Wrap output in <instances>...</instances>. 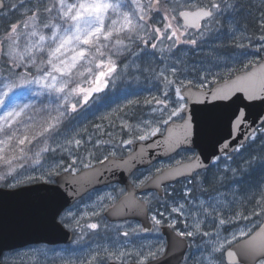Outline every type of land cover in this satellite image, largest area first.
Masks as SVG:
<instances>
[{
	"label": "snow or ice",
	"instance_id": "6c2138e0",
	"mask_svg": "<svg viewBox=\"0 0 264 264\" xmlns=\"http://www.w3.org/2000/svg\"><path fill=\"white\" fill-rule=\"evenodd\" d=\"M6 2L7 0H0V10H4V16L0 19L7 18L13 9L23 7V3L19 5L10 3L6 9ZM28 3L31 7L25 9L24 18L10 24L7 30L0 34V76L8 81L7 83L0 81L3 83V90L0 91V108L3 109L0 113V168L4 169L0 172V181L12 177L15 183L9 184V187H15L23 182L17 177L22 170H26L24 166L31 160V170L35 171L34 166H39L42 175L27 176L26 180L30 182L39 179L56 185L50 190L54 199L67 193L75 200L83 190L82 185L98 182L97 178L103 175L104 171L118 168H128L131 171L134 167L132 161L146 155V147L163 148L166 153H174L178 149L190 150L187 146L193 143V123L202 129L210 130L218 119V110L228 106L217 103L218 101L235 104L228 119L230 127L234 126L237 132L248 120V109L253 106L251 102L260 101L264 104V63L247 59L248 53L245 51L249 47H255L257 54L264 52V0H28ZM157 17L161 19L158 20ZM152 20H156L157 23L161 20L163 22L162 28L151 27L154 38L166 37L172 41L170 47L160 49L162 57L165 51L173 53L177 45L187 44L194 53L200 51L199 61L189 68L184 59L187 53H181L179 58L166 64L158 74L150 67L135 66L138 72H151L165 89H172L174 92V100H169V92L164 91L163 99L151 97L143 101L144 104L157 105L152 108V112H158L159 118L129 123L120 114L127 115L129 109L140 103L137 99H129L126 104L118 105L99 119L108 120L111 126H115L113 117L120 119L121 130H126L132 137L121 140L122 145L147 141L157 133L163 138L150 145L142 144L139 151L129 155L127 159H115V151L104 155L103 159L97 157L95 151L87 149L86 157L74 155L87 143H92L93 148H100L112 142L99 138L93 141L92 135H88L85 140L84 134L88 132L86 127H68L65 122H70L72 114L82 111L94 94L104 92L110 82L115 87L116 81L122 79L128 69L134 66L133 62L125 64L121 69L117 64L119 56L125 52H129L137 59L145 54L155 55V52L145 53V48L149 46L152 49L157 48L155 43L149 45V39L153 37L146 39L140 35ZM249 20L259 33L255 36L259 42L256 45L252 44L250 38ZM222 21H227V24ZM190 31L195 32L194 38L185 39ZM244 40L248 43H243ZM133 45L144 47L135 52L132 51ZM205 46L209 49L207 52L203 50ZM229 47L232 49L230 53L219 54ZM237 64L241 65L238 73L235 67ZM220 68L224 70L218 71ZM20 69L23 71H18ZM133 79L139 82L138 77ZM16 80L19 84L15 83ZM22 85L39 86L33 96L29 97L28 103H18L19 97L15 94L9 96L14 88ZM44 93H47L48 97H55L59 102L54 106L50 103L36 110L31 100ZM73 100L76 102L73 103ZM236 100H241V104H236ZM197 104L202 107L190 109V106ZM30 111L32 115H29ZM39 112H43L44 115L39 116ZM257 118L264 124V116ZM176 119L182 120V123L177 125ZM93 127L96 133L103 132L102 124ZM165 132L167 135H164ZM258 134L264 137V126L251 129L244 136V141H255ZM229 135L231 136V132ZM61 137L62 141L59 139ZM34 142L40 146L38 150L31 152L29 146ZM245 147L246 144L241 142L233 151L240 153ZM228 148L229 144L224 143L221 151L226 154ZM58 151L67 153L69 160L66 162L62 157L49 163L47 154L54 157ZM226 158L230 157L226 155ZM85 159L95 160L101 168H95L90 162L85 163ZM219 159L220 156L213 154V163ZM42 160L48 165L46 169L41 163ZM78 164L89 171L78 176L77 173L81 171L77 167ZM257 165L264 168V157H252L247 161V169L244 171L250 174L249 170H253ZM201 169L206 171L207 166L199 156L183 157L175 161L174 165L156 168L155 178L147 175L133 183L140 188L149 182L159 187L161 181L177 177H184L189 185L192 181L203 183L208 177L198 179V170ZM225 171H231L234 176L237 174L236 169L226 168ZM56 177H60L63 183L57 181ZM213 179L222 183L224 177ZM61 187L64 188V192L59 191ZM258 189V193H253L252 197L258 210L254 209L249 215L237 211L235 215L225 218L217 212L219 201L209 203L207 206L205 201H200L201 210L208 216H215L218 224L216 239L208 241L211 246L210 252L197 264H204L205 261L206 264H224L222 257L225 255L229 258L230 264H264V225H259V231L255 233L252 228L247 230L240 228L228 236L220 235V226L264 215V180H261ZM192 191L191 186H186L184 198L187 199ZM113 199L111 194L98 197L91 206L93 211L90 215L99 216L100 211L108 210L105 201ZM150 204V200L141 202L135 197H129L122 201L118 210L113 207L112 211L120 214L125 208L129 211L143 210L145 205ZM73 207L64 209L62 214L57 210L56 215L60 216V224L68 227L69 224L66 222L74 221L81 233L86 227L96 235L101 225L89 223L81 226L80 219L89 213L84 212L80 215L72 210ZM184 207V204L172 206L171 212L183 215ZM97 208L99 211L95 210ZM158 216L160 218H157ZM151 220L152 229L137 226L131 232L118 233L110 242L97 243L83 253L78 254L73 250L71 255L74 258L69 259L66 264H77V261L78 264H107L108 261L119 264L130 262L147 264L149 260H157L165 254L163 244L143 251L129 249L122 246L119 241L120 235L127 238L137 231H159V226L164 222L163 213L152 215ZM175 225L176 221L170 220L167 226L175 228ZM192 227V231H176V235L182 238L181 242L184 238L201 233L200 221ZM202 234L211 235L208 232ZM239 238L244 239H240L233 248V244ZM73 243H79V240ZM214 253L219 254L220 258H213ZM2 255L0 252V256ZM188 259L189 257H185V262Z\"/></svg>",
	"mask_w": 264,
	"mask_h": 264
},
{
	"label": "rangeland",
	"instance_id": "374dc122",
	"mask_svg": "<svg viewBox=\"0 0 264 264\" xmlns=\"http://www.w3.org/2000/svg\"><path fill=\"white\" fill-rule=\"evenodd\" d=\"M162 15L163 13H161V17ZM1 16H3V14H1L0 17ZM222 22L225 23V25L227 24V21ZM148 23L151 24L152 22L149 21ZM155 23L156 24H154L153 26L162 28V20L160 23ZM146 28L144 31L140 32V34H145L148 31V28ZM249 33L250 38L252 40V44L256 45L257 43H259L255 39V36L259 33L256 32L255 25L251 22V20H249ZM194 36L195 32L190 31L184 38L191 39L194 38ZM214 42L215 41H212V43ZM242 42L248 43L247 40H244ZM152 43H155L157 45V48L152 49L149 46L145 48V53L155 52L154 56L145 54L142 55L140 59H137L136 57L131 58L127 64H132L134 62V66L128 69L127 73L124 74V77L122 79L116 81L115 87H113L110 82L109 87L105 89L104 92L94 94L90 103L85 106L82 111H78L77 113L72 114V117H70V122H65L68 127H86L88 129V132L84 134L85 140L87 139L88 135H92L93 141L97 138L101 140L112 141L110 144H104L100 148H93L92 143H87L85 147L79 149V151L77 153H74V155H78L82 158L86 157L87 151L85 149L95 151L96 156L100 159H103L104 155H108L112 151L116 152V156H121L128 153L131 150L132 145H122L120 142L121 140H127L132 137L127 134L126 130H121L120 119L113 117L115 126H111L108 120L102 121L99 119V117L111 112V110L115 109L118 105L126 104L127 100L129 99H137L140 101L138 105L134 106V108L129 109L127 115L123 113H121L120 115H123V118L128 120L129 123L132 124L138 123L140 120L157 119L160 117V114L158 112H152V108L157 107V105L144 104L143 101L145 99H150L151 97L163 99L164 91L169 92V100L175 99L174 92L172 91V89H165L161 81L158 80L151 72L136 71L135 66H139V68L150 67L151 69H155V72L158 74L159 71L164 68L166 64H170L172 60L179 58L181 53H187V55L184 57L185 63L189 68H191L194 63H197L199 61L201 53L199 50L194 53L190 50L189 45L182 44L177 45L176 48L173 49L174 55L173 53H168L167 51H165L162 57L160 49H167L171 46L172 41H169L166 37H161L160 39H156L153 37L149 40V45ZM203 50L204 52H207L209 49L205 46ZM231 51L232 49L229 47L222 50L219 54L225 55L226 53H230ZM245 51H247L248 53L247 59H254L257 61V63L260 60L264 59V52L257 54L255 51V47H249L245 49ZM119 66L121 69L123 68L122 65ZM235 67L238 73L241 68V65L237 64ZM217 70L223 71L224 69L220 68ZM134 77L139 78L138 83L136 80L133 79ZM189 78H191V75H189ZM0 81H3V83L8 82L7 80H4V77L2 76H0ZM3 83H0V91L3 90ZM15 83L19 84V81H15ZM38 88V85H32L31 87L22 85L20 87L14 88L12 92L9 93V96H13L15 94L19 97V99L17 100L18 103H28L29 97L33 96V94L37 91ZM97 97H99V99H97ZM58 102L59 101H57L55 97H48L47 93H44L43 95H40L39 97H36L31 100V103L35 105L36 110H39L45 105H49L50 103L54 106L55 103ZM72 102L75 103L76 100H73ZM2 112L3 109L0 108V113ZM32 114V111H30L29 115ZM42 115H44V113L39 112V116ZM96 124H102V133H96L93 127ZM161 127L163 128L164 126ZM59 139L62 141L63 138L61 137ZM263 139L264 137H261L258 134L256 140H249L246 143V147L242 149L240 153L233 152L232 154L219 155L220 159L218 161H215V163H213L208 170L199 172L198 179L204 176L208 177V179L203 183L192 181V184L189 185L188 180L183 178L176 181L175 183L164 186L165 194L162 197L155 191H146L141 193L140 197L142 199L151 201L152 209L156 214L163 213L164 220H167L168 222L170 220L176 221V230L192 231V226L197 221L201 222V233L196 234L193 237L187 238L190 244L185 257H189V259L187 262H185L184 259L182 264H197L198 261H202L203 258L207 256L211 250V246L208 244V241L216 239L218 221L215 216H208L201 210V200L206 202L205 206H207V204L209 203L219 201L220 203L217 206V212L223 215L225 218L235 215L237 211H242L245 215H249L250 212L254 209L258 210L256 209L255 199H252V197L253 193H258V185L260 184L261 180H264V168H260L257 165L254 167L253 170H249L250 174H247L244 170L247 169V161H249L252 157H264V150L261 151V145L258 144V142H263ZM251 143L254 144L252 145ZM39 146L40 145H36L34 142V144L29 147L31 149V152H34L38 150ZM195 155L196 152L192 149L188 151L182 150L169 158L160 160L148 167L139 169L133 176V179L134 181H137L139 179H143L144 176L147 175L153 176L155 174L156 168L174 165L175 161L181 160L183 157H194ZM226 155L230 158H226ZM47 156L49 163H51L53 159L58 161L62 157L65 159L66 162L69 160L67 153H61L59 151L55 154L54 157L51 154H47ZM84 162L96 164L95 160L88 161L87 159H85ZM41 163L44 164L45 169L48 167V165L45 164L43 160L41 161ZM242 164L243 168L238 167V165ZM30 166L31 160H29L28 163L25 164L24 168L26 170H22L21 174L17 177V179L23 182L17 184L15 187L41 181L39 179H35L30 182L26 180L27 176L40 177L42 175V171L40 170L39 166H34L36 168L35 171L31 170ZM77 167L82 169L79 164L77 165ZM226 168L236 169L237 174L234 176L231 171L226 172ZM2 171H4V169L0 168V172ZM219 176L224 177L222 183H218L213 179V177ZM5 181H8V184H6L5 186L15 183L12 177H7ZM236 181H240V183H236ZM2 182L3 181H0V185L2 184ZM186 186H191L193 188L192 193L187 197V199H185L183 196V192ZM121 190V186L115 184L111 186L107 192L103 193V195L111 194L114 197L112 201L106 200L105 205L116 201L118 195L123 192ZM166 193L168 194L167 196ZM178 204L185 205L184 209L182 210L183 215H181L180 213L171 212V207ZM157 218L160 217L158 216ZM263 219L264 215L252 216L249 220H237L234 221L232 224L220 226V235L222 237L228 236L230 233L240 228H244L245 230H247L248 228H252L254 231L255 228H257L261 224ZM111 227L112 228L108 229H110L112 235L109 234L106 237H98L97 239L110 241L111 238L117 237L118 233H123L125 231L131 232L133 228H137L135 224L120 223ZM203 232H208L211 235L204 236L202 234ZM99 235H103V232H99ZM240 239L242 238H239L238 240ZM119 241L122 246L127 245L131 249H138L143 251H147L153 246H159L161 244H163L164 246L166 245L165 241L163 239L161 240L158 236H156V239L150 237L141 238V235H139L138 231L127 238L120 235ZM58 254L53 252H47V257H54V259L52 260L49 258H47V260H57ZM213 258H220L219 254L214 253ZM222 259L224 261V264H227L225 256L222 257ZM204 264H206V261L204 262Z\"/></svg>",
	"mask_w": 264,
	"mask_h": 264
},
{
	"label": "water",
	"instance_id": "95a60500",
	"mask_svg": "<svg viewBox=\"0 0 264 264\" xmlns=\"http://www.w3.org/2000/svg\"><path fill=\"white\" fill-rule=\"evenodd\" d=\"M3 10H0L2 12ZM258 63H264V59ZM251 67L249 68V71ZM203 99V97H201ZM247 103V101H244ZM220 104H228L227 107H222L218 110V119L214 122L210 130L202 129L193 123L194 134L192 137L193 143L187 146L192 150H196V155L199 156L207 169L212 165L213 154L219 156L225 154L221 151L224 143L229 144V148L226 150V154H230L233 148L241 143H247L244 141V136L247 135L251 129L262 127L261 120L257 117L264 116V104L260 101L251 102L253 106L248 109L249 116L244 126L237 132L234 126L229 125V115L231 109L235 107V104H230L226 101H218ZM236 104H241V100H236ZM201 105H193L191 108L199 109ZM255 121V122H253ZM177 125L182 123V120H175ZM251 126V127H249ZM231 132V136L229 133ZM164 135H167L165 132ZM163 137L160 133H157L155 137L150 138L147 141L140 142L135 141L132 144V149L125 155L116 156L115 159H127L129 155L139 151L141 145H150L154 141L161 140ZM183 149H178L174 153H166L163 148L146 147V155L133 160L134 167L129 171L128 168H118L112 171H104L103 175L97 178L98 182L86 183L82 185L83 190L80 192L81 197L89 190L108 185L111 183H121L126 187V193L120 197V199L112 205L106 212L107 216L112 220L135 218L140 220L146 229H151V221L149 217L148 205H145L143 210L129 211L124 209L123 213L116 214L112 211L113 207L117 210L122 201H125L129 197H135L139 201H144L139 197L140 193L145 191H157L160 195H164V186L167 184L175 183L176 181L183 179L184 177H177L175 179H167L160 182L158 187L154 183H146L144 187H136L131 180L132 174L138 170L152 165L160 160L169 158ZM189 161H185L187 163ZM95 168H101L99 163L93 165ZM110 167V165H109ZM167 170V169H165ZM87 169H82L77 175H81L83 172H88ZM203 171V169L198 170ZM156 173L153 175L155 178ZM57 181L62 180L60 177H56ZM56 185L48 184L44 181H39L31 184L22 185L19 187H3L0 186V252L11 249L17 245H25L31 242L38 241H58L60 235V229L57 222L58 216L57 210L60 212L67 205L72 203L74 199L65 193L62 197L53 198L51 189ZM60 192H64V188L59 189ZM76 198V199H77ZM75 199V200H76ZM260 225H264V220ZM259 231L257 227L253 233ZM163 232L167 237V246L165 254L160 256L157 260H151L147 264H181L184 260L186 252L189 247V241L187 238H182L176 235V231L173 228H169L167 225L163 226ZM244 239V238H242ZM240 240L233 244V248L236 247ZM226 262L230 264L229 258L225 255ZM0 264H4L1 261ZM132 264V263H130Z\"/></svg>",
	"mask_w": 264,
	"mask_h": 264
},
{
	"label": "flooded vegetation",
	"instance_id": "af4514ba",
	"mask_svg": "<svg viewBox=\"0 0 264 264\" xmlns=\"http://www.w3.org/2000/svg\"><path fill=\"white\" fill-rule=\"evenodd\" d=\"M137 172V171H136ZM135 172V173H136ZM133 174V176L135 175ZM132 176V181L134 182ZM119 186H121V189L123 190L120 195H118V198L116 201L106 205V207L109 209L112 205H114L118 199L126 193V187L123 184L115 183ZM108 184L101 187H96L91 190H89L87 193L83 194L81 197L74 200L72 203L67 205L64 209H67L69 206H74L73 211L77 212L78 214L82 215L84 212H88L89 215L84 216L83 219H80V225L86 226L89 223H98L101 225V228L99 232H103V235H99V232L96 235H93L91 231H89L86 227H84V232L81 233L80 228L76 227L74 221L66 222L69 224L68 227H65L63 224H60V216L57 218V222L59 223L58 227L60 229V235L58 241H38V242H31L27 243L25 245H17L14 246L11 249L5 250L1 261L4 264H66V262L69 259H73L71 253L73 250L76 253H83L89 248L95 246L97 243H104V242H110L107 240H98V237H106L107 235H112V232L108 228H112L113 225L120 224H135L136 226H139L141 228H145L146 226L137 219L133 218H126V219H118V220H112L110 219L106 211H101L99 216H91L90 213L93 211V208L91 207L95 201H97V198L100 196H104L103 193L107 192L108 189L115 185ZM156 192V191H155ZM165 194V193H164ZM162 197V195H160ZM164 196V195H163ZM149 208V214H150V221H151V229L153 228V223L151 220L152 215L156 214L152 209V204L148 205ZM64 209L60 212L63 213ZM99 211V209H95ZM167 221V220H164ZM168 225L167 222H163L162 225L159 226V231H138L139 235H141V238L150 237L153 239H156V236H158L161 240L163 239L165 241V244H167V237L164 235L163 232V226ZM176 229V228H174ZM79 240V243H73V241ZM127 248L131 249L127 245H125ZM166 248V245H165ZM47 252H53V253H59L57 260L54 261H48L49 259H54V257H47ZM151 261V260H149ZM148 261V262H149ZM147 262V263H148ZM132 263V262H130ZM78 264V261H77ZM107 264H119V262L115 261H108Z\"/></svg>",
	"mask_w": 264,
	"mask_h": 264
},
{
	"label": "trees",
	"instance_id": "16d2710c",
	"mask_svg": "<svg viewBox=\"0 0 264 264\" xmlns=\"http://www.w3.org/2000/svg\"><path fill=\"white\" fill-rule=\"evenodd\" d=\"M10 3H15L17 5L23 3V7H19L18 9L12 10L7 15V18L0 19V34H3V32L7 30V28L10 26V24L17 23L20 20H22L24 18L23 13L25 12V9L31 7V5L28 3V0H7L6 9L8 7V4H10ZM1 14H3V16H4V11ZM3 16H1V17H3ZM158 19H160V17H158ZM151 22H152L151 24L148 23L149 24V26L147 27L148 31L145 34H140V35L144 36L146 39H148L149 37H154V33H152V31H151V27L154 24H156L155 23L156 21L152 20ZM140 47H144V46L143 45H139V47H137L136 45H133L132 46V51L138 52ZM133 57L134 56H132L129 52H125L124 54L119 56V58H117V64L118 65H122V67H123ZM18 71H23V69H20ZM16 82H18V80H16ZM262 141L263 142H258V144L261 145V148H262L261 151L264 150V139ZM251 144L253 145L254 143H251ZM238 167L243 168V164L242 165H238ZM8 181L4 180L1 185L5 186L6 184H8Z\"/></svg>",
	"mask_w": 264,
	"mask_h": 264
}]
</instances>
